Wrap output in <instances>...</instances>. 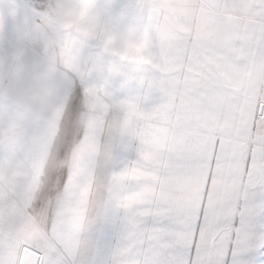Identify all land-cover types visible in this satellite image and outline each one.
<instances>
[{
  "label": "snow or ice",
  "instance_id": "6c2138e0",
  "mask_svg": "<svg viewBox=\"0 0 264 264\" xmlns=\"http://www.w3.org/2000/svg\"><path fill=\"white\" fill-rule=\"evenodd\" d=\"M0 264H264V0L0 5Z\"/></svg>",
  "mask_w": 264,
  "mask_h": 264
},
{
  "label": "crops",
  "instance_id": "0c3cea01",
  "mask_svg": "<svg viewBox=\"0 0 264 264\" xmlns=\"http://www.w3.org/2000/svg\"><path fill=\"white\" fill-rule=\"evenodd\" d=\"M9 2H10V0H0V5H5Z\"/></svg>",
  "mask_w": 264,
  "mask_h": 264
}]
</instances>
